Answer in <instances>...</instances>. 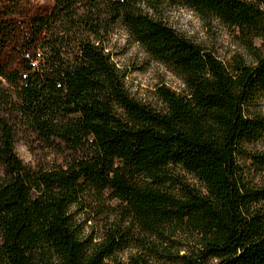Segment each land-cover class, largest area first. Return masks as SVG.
<instances>
[{
	"label": "trees",
	"instance_id": "trees-1",
	"mask_svg": "<svg viewBox=\"0 0 264 264\" xmlns=\"http://www.w3.org/2000/svg\"><path fill=\"white\" fill-rule=\"evenodd\" d=\"M180 2L239 28L251 60L225 63L133 0H0V264H119L133 248L130 264H264V186L240 162L264 171V153L248 151L264 139L251 110L264 98V0ZM118 27L191 98L168 86L159 107L132 96L93 43ZM92 207L115 217L99 244L76 218Z\"/></svg>",
	"mask_w": 264,
	"mask_h": 264
},
{
	"label": "clouds",
	"instance_id": "clouds-1",
	"mask_svg": "<svg viewBox=\"0 0 264 264\" xmlns=\"http://www.w3.org/2000/svg\"><path fill=\"white\" fill-rule=\"evenodd\" d=\"M43 2L44 0H41V3ZM133 6L140 10L138 14L147 16L153 22L163 23L178 37H182L190 43L202 45L205 51L209 50L211 43H214L217 37L221 43L231 44L233 49L238 50L237 45L232 44L231 41L234 35L239 34V28H236L235 33L230 34L227 29L223 28L219 17L204 16L188 3H182L180 0H175V2L174 0H133ZM258 6L261 11H264V3H259ZM101 32L102 39L94 40L93 43L103 48L109 63L114 64L120 74L126 69H130L133 63L141 65L146 60H150L151 70L149 74L153 77L154 83L167 86L169 78H175L174 73L167 64L151 59L150 53L147 52L141 41L133 39L132 33L126 28L110 31L107 36L103 35V29ZM132 75L140 76V73L135 72ZM206 76L211 78L210 73H206ZM131 79V76L125 77L124 87L135 95L137 88L130 87ZM137 83H142V80H138ZM143 87L148 88L149 85L143 83ZM187 87L185 83L183 88L177 90V92L178 94L185 92L190 99V93H186ZM140 95H143V92H140ZM23 162L25 164L29 163L28 160ZM112 219H115V217ZM94 243H102V237H97ZM135 255H137L135 248L125 250L117 257V260L119 264H130L131 257ZM105 264H108L107 260H105Z\"/></svg>",
	"mask_w": 264,
	"mask_h": 264
},
{
	"label": "rangeland",
	"instance_id": "rangeland-1",
	"mask_svg": "<svg viewBox=\"0 0 264 264\" xmlns=\"http://www.w3.org/2000/svg\"><path fill=\"white\" fill-rule=\"evenodd\" d=\"M31 1L42 10H49L53 5V0H44L43 3H41V0H31ZM119 28L121 27H118L117 29ZM223 28L227 29L228 32L232 34V32L226 26L223 25ZM218 31H220V29H218ZM231 43L236 44L238 50L233 49L231 47V44L226 45L224 43H221L218 37L214 43H211L209 49L214 51L216 55L225 63H228L231 57L234 56L235 54H241L248 61L251 60V57L249 56L247 51L242 46L239 45V43L237 42L234 36L232 38ZM8 56H9L8 53H3L0 56V62L6 61ZM151 59L153 58L151 57ZM150 70H151L150 60H146L141 65H137L136 63H133L130 69L125 70L126 77L129 76L132 77L130 87L137 88V93L135 95H133L130 91L129 92L131 93L132 96H134L138 100L159 107L161 106V103L156 96V89L160 85L153 82V77L149 74ZM135 72L140 73V76H133L132 74ZM174 76L175 78H171V77L169 78L167 86L177 91L182 89L184 84L179 77H177L175 74ZM138 80H142V83L138 84L137 83ZM143 83H147L149 87L144 88ZM140 92H143V95H140ZM251 110L260 113L261 115L264 116V114H262L264 113V98H262L256 106L252 107ZM16 148L22 160L23 161L28 160L29 165L36 166L39 163L40 156H37L34 153H32L23 142H19ZM248 151L256 152V153H264V139L259 142H256L253 145H250L248 147ZM240 162L243 171L252 180L253 184L256 186H264V171L257 172L255 170L252 164L251 157L245 155L241 158ZM187 177L192 183L199 185V182L194 178H192L191 175H188ZM93 208L94 207L88 208L87 211H82L80 209L76 210V218L77 221L82 225V232L84 237L89 236L92 237L93 239H96L97 237L102 236L104 232L105 221L106 220L110 221L112 220V218H107V216H102L101 213L99 214L96 213L97 209H93Z\"/></svg>",
	"mask_w": 264,
	"mask_h": 264
}]
</instances>
